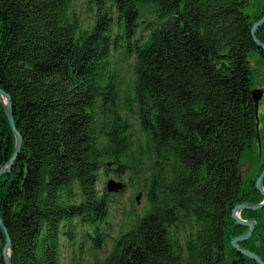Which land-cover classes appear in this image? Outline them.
I'll list each match as a JSON object with an SVG mask.
<instances>
[{"label": "trees", "instance_id": "16d2710c", "mask_svg": "<svg viewBox=\"0 0 264 264\" xmlns=\"http://www.w3.org/2000/svg\"><path fill=\"white\" fill-rule=\"evenodd\" d=\"M245 6L0 0V90L23 140L0 178L12 264H87L86 251L94 264L230 263L244 230L232 210L257 190L241 164L257 141L249 60H264L251 34L264 6ZM15 145L0 103V169ZM102 171L132 190L116 237L124 191L98 189ZM4 245L0 229V264Z\"/></svg>", "mask_w": 264, "mask_h": 264}, {"label": "water", "instance_id": "95a60500", "mask_svg": "<svg viewBox=\"0 0 264 264\" xmlns=\"http://www.w3.org/2000/svg\"><path fill=\"white\" fill-rule=\"evenodd\" d=\"M262 25H264V17L253 25L252 30H251V34L253 36L255 44L257 45V48L264 52V43L261 42L256 36L257 31L259 30V28ZM252 97H253V101L255 103V113H256V118H257L256 128H257L258 137H259V125H260V122H259V106H260V103L264 97V90L257 89V88L253 89L252 90ZM4 99L7 100V104L4 102ZM0 103L2 104V106L4 108V112H5V115L8 119L12 133L14 134V136L16 138L15 150H14L12 157L10 158L9 162L0 169V178H1L5 174H9L11 172L13 165L17 160L18 155L20 154V152L22 150L23 140H22V136L18 132L16 124H15L11 97L6 92H4L3 90H0ZM109 166L111 167L112 164H109ZM255 186H256V189L259 190L262 193V195L264 196V170L261 172L260 176L256 180ZM105 187H106V190H108L110 193H114V194L120 193L121 191L125 190V184L122 181H119V180L114 179V178H111L106 183ZM141 196H142V193H140L137 196V201H139ZM263 206H264V201L261 203H258V204L243 203V204L236 205L232 210V218L234 220H236L238 222V224H240L244 227H249V229L245 233H243L242 235L234 237L231 240V244L233 245V247L238 252L244 254L245 256H248L249 258L255 260L259 264H264V261L260 258V256H258L257 254H255L254 252H252L246 248L241 247L238 244V242L246 240L251 236V234L254 231L255 222L253 220H249V221L243 220L240 217L238 212L242 209H254L255 210V209L261 208ZM0 229L2 230L3 235L5 237V245L2 249V256H3L4 262H5V264H12L11 239H10V235L8 233L7 227L5 226L4 221L1 217V213H0Z\"/></svg>", "mask_w": 264, "mask_h": 264}, {"label": "rangeland", "instance_id": "374dc122", "mask_svg": "<svg viewBox=\"0 0 264 264\" xmlns=\"http://www.w3.org/2000/svg\"><path fill=\"white\" fill-rule=\"evenodd\" d=\"M246 6L245 11L249 14H258L260 11L259 9L264 6V0H245ZM250 66L254 73V78L256 85L258 86L257 89L264 90V60L259 55L258 52H253L250 55ZM260 107L262 108V111L264 112V97L262 102L260 103ZM263 147V154L260 155V149L257 147V144L255 145V149L253 152L248 151L242 161L241 164V172H242V179L244 181V185H250L252 181H255L258 179V177L261 174V168L264 166V141L262 142ZM261 157H260V156ZM117 179L114 175H111L110 177H106L105 173L101 172L100 182L97 184L98 189H103L106 186V183L111 179ZM118 180V179H117ZM127 182V180H125ZM125 184V183H124ZM121 196L116 197V203L113 204V209L110 217V221L112 223V228L110 230L111 236L116 237L120 228L122 218H121V209L124 205L129 206V196L132 194V190L125 189L123 190ZM118 194V193H116ZM143 203L142 196L140 197L137 206L140 207ZM124 225V224H123ZM112 246V240H109L104 247L97 250V257H104L110 250ZM66 255L70 256L69 250H65ZM85 258L87 260V264H94V257L92 256L89 251L85 252Z\"/></svg>", "mask_w": 264, "mask_h": 264}, {"label": "flooded vegetation", "instance_id": "af4514ba", "mask_svg": "<svg viewBox=\"0 0 264 264\" xmlns=\"http://www.w3.org/2000/svg\"><path fill=\"white\" fill-rule=\"evenodd\" d=\"M257 87L258 86L256 85V82H255L254 83V89ZM259 122H260L259 137H258V131H257L256 144H257V147H259L260 155L262 156V154H263L262 142L264 141V112L262 111V108L260 106H259ZM254 149H255V145L252 147L251 152H253ZM261 169L264 170V167H262ZM248 191L251 193V198L254 201L245 200V201L237 203L236 205L243 204V203L258 204V203H261L264 201V196L262 195V193L259 190H248ZM258 198H260V200H256ZM238 213L243 220H245V221L253 220L255 222L254 231L251 234V236L246 240L238 242V244L241 247L246 248V249L254 252L258 256H260V258L264 261V206L261 208L255 209V210L254 209H242ZM234 222H235L236 226H239L240 228H242L244 230L240 234L233 235L230 238V244H231V240L234 237L242 235L243 233H245L249 229V227H244V226L238 224V222L236 220H234ZM231 247L233 249H229L227 252V256H226L227 260L230 262L229 264H259L255 260H253V259L249 258L248 256H245L244 254L238 252L233 247L232 244H231Z\"/></svg>", "mask_w": 264, "mask_h": 264}, {"label": "bare ground", "instance_id": "6f19581e", "mask_svg": "<svg viewBox=\"0 0 264 264\" xmlns=\"http://www.w3.org/2000/svg\"><path fill=\"white\" fill-rule=\"evenodd\" d=\"M4 102L7 104V100L6 99H4Z\"/></svg>", "mask_w": 264, "mask_h": 264}]
</instances>
